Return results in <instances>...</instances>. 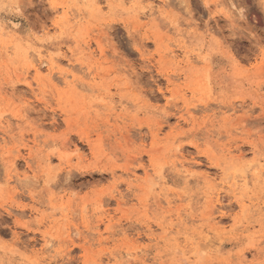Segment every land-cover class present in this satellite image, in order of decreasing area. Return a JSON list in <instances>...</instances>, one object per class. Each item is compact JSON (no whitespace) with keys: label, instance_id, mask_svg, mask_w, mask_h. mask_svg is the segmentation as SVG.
Here are the masks:
<instances>
[{"label":"rangeland","instance_id":"374dc122","mask_svg":"<svg viewBox=\"0 0 264 264\" xmlns=\"http://www.w3.org/2000/svg\"><path fill=\"white\" fill-rule=\"evenodd\" d=\"M0 264H264L261 0H0Z\"/></svg>","mask_w":264,"mask_h":264},{"label":"bare ground","instance_id":"6f19581e","mask_svg":"<svg viewBox=\"0 0 264 264\" xmlns=\"http://www.w3.org/2000/svg\"><path fill=\"white\" fill-rule=\"evenodd\" d=\"M53 63V61H52V59H49L48 58V60H46L45 62H44V64H48V65H51ZM47 65V66H48ZM239 169V168H238ZM242 170V169H241ZM238 171V170H237ZM235 172V171H234ZM242 172H243V170H242ZM208 177V176H207ZM246 206V205H245Z\"/></svg>","mask_w":264,"mask_h":264},{"label":"snow or ice","instance_id":"6c2138e0","mask_svg":"<svg viewBox=\"0 0 264 264\" xmlns=\"http://www.w3.org/2000/svg\"><path fill=\"white\" fill-rule=\"evenodd\" d=\"M261 4H262V6H264V0H261ZM241 11H242V9H241Z\"/></svg>","mask_w":264,"mask_h":264}]
</instances>
